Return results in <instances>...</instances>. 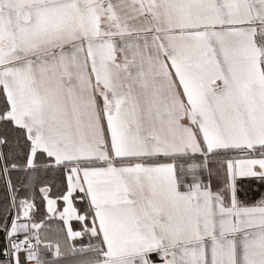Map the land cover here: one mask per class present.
Masks as SVG:
<instances>
[{"label": "snow or ice", "instance_id": "6c2138e0", "mask_svg": "<svg viewBox=\"0 0 264 264\" xmlns=\"http://www.w3.org/2000/svg\"><path fill=\"white\" fill-rule=\"evenodd\" d=\"M0 264H264V0H0Z\"/></svg>", "mask_w": 264, "mask_h": 264}]
</instances>
